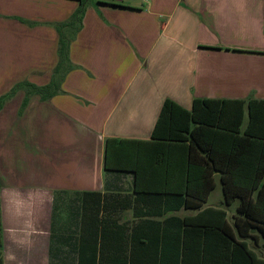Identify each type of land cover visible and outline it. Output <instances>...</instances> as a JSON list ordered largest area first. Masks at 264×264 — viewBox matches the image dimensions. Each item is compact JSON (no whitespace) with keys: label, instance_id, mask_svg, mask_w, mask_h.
<instances>
[{"label":"crops","instance_id":"obj_1","mask_svg":"<svg viewBox=\"0 0 264 264\" xmlns=\"http://www.w3.org/2000/svg\"><path fill=\"white\" fill-rule=\"evenodd\" d=\"M82 2L62 92L0 108V264H179L201 211L180 202L182 179L138 193L133 173L106 171V140H151L168 99L264 101V0H0V98L51 82L57 25ZM197 129L187 196L264 258L261 233L235 226L264 227L263 142Z\"/></svg>","mask_w":264,"mask_h":264},{"label":"trees","instance_id":"obj_2","mask_svg":"<svg viewBox=\"0 0 264 264\" xmlns=\"http://www.w3.org/2000/svg\"><path fill=\"white\" fill-rule=\"evenodd\" d=\"M85 11L86 6L82 2L68 22L57 25L59 60L51 82L46 86H37L28 81L16 85L0 98V108L18 92L25 93L21 110L27 107L32 96L49 101L62 92L67 74L76 69L70 60V47L82 28ZM197 128L243 136L264 144V101L195 99L192 109L187 110L168 99L163 104L151 140H106L105 169L133 173L138 193L139 190L159 187L175 189L176 178L179 184L182 179V189L178 194L180 202L186 209L201 212L185 220L179 264H264V258L253 252L244 241L236 239L225 211L216 208L201 210L202 202L187 196L189 143L192 140L202 148L196 135ZM212 187L210 185L209 189ZM235 226L240 235H243L244 228L247 231L254 229L264 238V227L255 222L237 217ZM1 231L0 224V236Z\"/></svg>","mask_w":264,"mask_h":264},{"label":"built area","instance_id":"obj_3","mask_svg":"<svg viewBox=\"0 0 264 264\" xmlns=\"http://www.w3.org/2000/svg\"><path fill=\"white\" fill-rule=\"evenodd\" d=\"M130 1H146V0H130Z\"/></svg>","mask_w":264,"mask_h":264}]
</instances>
